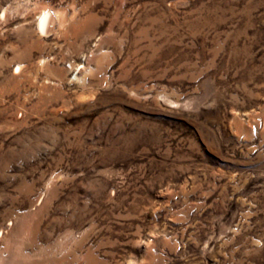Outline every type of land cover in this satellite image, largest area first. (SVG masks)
I'll list each match as a JSON object with an SVG mask.
<instances>
[{
  "label": "rangeland",
  "instance_id": "374dc122",
  "mask_svg": "<svg viewBox=\"0 0 264 264\" xmlns=\"http://www.w3.org/2000/svg\"><path fill=\"white\" fill-rule=\"evenodd\" d=\"M0 236V264H264V0H0Z\"/></svg>",
  "mask_w": 264,
  "mask_h": 264
},
{
  "label": "bare ground",
  "instance_id": "6f19581e",
  "mask_svg": "<svg viewBox=\"0 0 264 264\" xmlns=\"http://www.w3.org/2000/svg\"><path fill=\"white\" fill-rule=\"evenodd\" d=\"M45 24H46V20L42 22V28L44 29L45 28ZM43 196V195H42ZM5 231L2 229L1 230V233H4ZM7 234V233H6ZM1 237V236H0Z\"/></svg>",
  "mask_w": 264,
  "mask_h": 264
}]
</instances>
